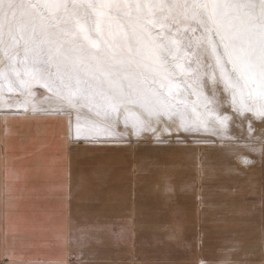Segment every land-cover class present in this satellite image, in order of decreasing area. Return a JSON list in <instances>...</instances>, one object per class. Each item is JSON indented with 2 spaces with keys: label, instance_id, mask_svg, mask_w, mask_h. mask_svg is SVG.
<instances>
[{
  "label": "snow or ice",
  "instance_id": "1",
  "mask_svg": "<svg viewBox=\"0 0 264 264\" xmlns=\"http://www.w3.org/2000/svg\"><path fill=\"white\" fill-rule=\"evenodd\" d=\"M177 73L194 82L197 103L207 77L222 82L238 111L264 117V103L251 108L244 93L256 90L264 101V0H0V80L26 96L39 84L70 109L91 106L102 119L78 121V139L123 136L114 126L122 109L128 126L130 103L170 116ZM221 103L213 91L203 112L180 115V126L207 127L205 117L223 124L228 117L212 111ZM132 127L135 135L155 131L139 116Z\"/></svg>",
  "mask_w": 264,
  "mask_h": 264
},
{
  "label": "crops",
  "instance_id": "2",
  "mask_svg": "<svg viewBox=\"0 0 264 264\" xmlns=\"http://www.w3.org/2000/svg\"><path fill=\"white\" fill-rule=\"evenodd\" d=\"M111 155L71 145L64 116L0 113V264H209L247 246L213 240L214 187L205 209L198 178Z\"/></svg>",
  "mask_w": 264,
  "mask_h": 264
},
{
  "label": "rangeland",
  "instance_id": "3",
  "mask_svg": "<svg viewBox=\"0 0 264 264\" xmlns=\"http://www.w3.org/2000/svg\"><path fill=\"white\" fill-rule=\"evenodd\" d=\"M117 19L121 25L131 27L129 21ZM187 35L190 37L192 34L189 32ZM196 35H199V31ZM193 83L188 77L175 74L171 83L175 95L169 96L174 106L170 116L163 113L159 117L149 116L139 104L130 103L128 111L134 115H129V123L125 127L126 113L122 109L119 123L114 127L115 132L123 133V136L101 135L99 138L78 139L75 131L78 121L81 127H85L93 120L102 118L96 115L91 106L76 110L55 103L54 99H49L51 93L39 84L33 87V95L26 96L15 83L9 90L8 81L0 80V113L29 114L41 111L64 116L68 121L71 145H85L87 158H95L99 162L108 160L106 155L109 153H112L110 159L132 156L137 160V165L141 159H150V164L156 162L157 158L164 159V168H169L164 172L167 183L173 182L179 175L193 183L198 178L204 192L205 209H209L207 203L211 199L208 194L205 195L206 186L214 187L213 204L218 211H225V216L215 218L212 223L213 240L219 245L225 243V248L234 242L240 244V249L243 243L247 246L239 249L238 254L227 252L225 261L214 260L209 264H264V117L256 115L255 111H238L231 105L229 93L221 91L222 82L213 86L207 77L199 86L201 100L197 103L195 89L190 87ZM155 86L160 87L159 80ZM161 90L168 95V88ZM250 90L253 89H244L245 102L249 107L257 108L264 101L260 100L256 90H253L252 98H247ZM213 91L222 103L214 106L212 111L221 119L225 116L228 119L221 124L220 120L205 117L207 127L190 125L186 131L180 126V115L191 120L194 108L203 112V97H211ZM136 116L147 121L155 131L146 130L135 135L132 123ZM154 231L162 232L169 238L174 237V234L166 233L167 228L160 227ZM170 231H174L173 228ZM188 246L195 251L194 244Z\"/></svg>",
  "mask_w": 264,
  "mask_h": 264
},
{
  "label": "bare ground",
  "instance_id": "4",
  "mask_svg": "<svg viewBox=\"0 0 264 264\" xmlns=\"http://www.w3.org/2000/svg\"><path fill=\"white\" fill-rule=\"evenodd\" d=\"M264 126V125H263ZM260 129H261V127H260ZM260 129H259V131H260ZM263 129H264V127H263ZM260 133V132H259ZM264 132H262V134H263Z\"/></svg>",
  "mask_w": 264,
  "mask_h": 264
}]
</instances>
